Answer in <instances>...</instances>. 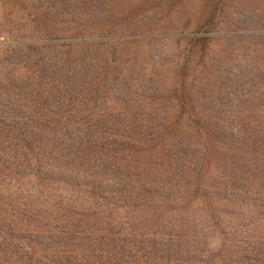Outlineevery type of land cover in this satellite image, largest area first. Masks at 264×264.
Here are the masks:
<instances>
[{
  "label": "rangeland",
  "instance_id": "1",
  "mask_svg": "<svg viewBox=\"0 0 264 264\" xmlns=\"http://www.w3.org/2000/svg\"><path fill=\"white\" fill-rule=\"evenodd\" d=\"M0 264H264V0H0Z\"/></svg>",
  "mask_w": 264,
  "mask_h": 264
}]
</instances>
